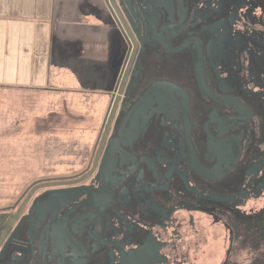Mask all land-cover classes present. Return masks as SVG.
Masks as SVG:
<instances>
[{"label": "flooded vegetation", "instance_id": "1", "mask_svg": "<svg viewBox=\"0 0 264 264\" xmlns=\"http://www.w3.org/2000/svg\"><path fill=\"white\" fill-rule=\"evenodd\" d=\"M105 6L130 67L105 145L0 207V264H264V0Z\"/></svg>", "mask_w": 264, "mask_h": 264}, {"label": "crops", "instance_id": "2", "mask_svg": "<svg viewBox=\"0 0 264 264\" xmlns=\"http://www.w3.org/2000/svg\"><path fill=\"white\" fill-rule=\"evenodd\" d=\"M105 7V0H0V88L85 94L103 125L126 53Z\"/></svg>", "mask_w": 264, "mask_h": 264}, {"label": "rangeland", "instance_id": "3", "mask_svg": "<svg viewBox=\"0 0 264 264\" xmlns=\"http://www.w3.org/2000/svg\"><path fill=\"white\" fill-rule=\"evenodd\" d=\"M88 102L85 94L69 99L48 90L0 88L1 208L35 182L87 166L104 125Z\"/></svg>", "mask_w": 264, "mask_h": 264}, {"label": "water", "instance_id": "4", "mask_svg": "<svg viewBox=\"0 0 264 264\" xmlns=\"http://www.w3.org/2000/svg\"><path fill=\"white\" fill-rule=\"evenodd\" d=\"M113 6H114V3H113ZM127 32H128V30H127ZM128 34L130 36L129 32H128ZM125 39L128 41L127 38H125ZM132 41H133V38H132ZM127 66H125V68H127ZM129 68L130 67H128L127 70L124 69V72L121 74V77H120V79H119V81L117 83V88L115 90L114 97H113V100H112V103H111V106H110V111H109V114L106 116L107 118L104 121V125H103V128H102L100 147H103L105 145V141H106L107 136L109 134V129H110V127L112 125V122H113V119H114L113 116H115V114L117 112L119 100L121 99V95L123 94V89L122 88H124L125 83L127 81ZM106 121H107V126H106V129H105Z\"/></svg>", "mask_w": 264, "mask_h": 264}]
</instances>
